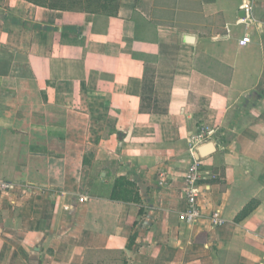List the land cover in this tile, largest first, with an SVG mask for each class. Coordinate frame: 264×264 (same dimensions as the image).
I'll return each mask as SVG.
<instances>
[{"label": "crops", "instance_id": "1", "mask_svg": "<svg viewBox=\"0 0 264 264\" xmlns=\"http://www.w3.org/2000/svg\"><path fill=\"white\" fill-rule=\"evenodd\" d=\"M242 5L119 0L103 16L0 0V264H264V0L253 22ZM200 130L212 150L197 149L190 225ZM119 178L140 203L111 199Z\"/></svg>", "mask_w": 264, "mask_h": 264}, {"label": "built area", "instance_id": "2", "mask_svg": "<svg viewBox=\"0 0 264 264\" xmlns=\"http://www.w3.org/2000/svg\"><path fill=\"white\" fill-rule=\"evenodd\" d=\"M253 5L254 0H243L242 10L245 13V19L253 22ZM250 43V38L244 37L241 41L242 45ZM206 135L203 130H200L195 136L191 137L189 143L190 154L193 157L192 164L190 165L187 173L185 174V190L187 196V208L182 214L183 220L190 225L198 223L203 218V212L199 205L200 196V181L202 178L201 159L197 155V149L207 141ZM207 144V143H206ZM205 145V144H204ZM167 174L160 172L158 175L159 185H167ZM1 187L5 190L12 188L11 184H2ZM210 223L213 228L219 227L225 223L220 210L214 211L210 216Z\"/></svg>", "mask_w": 264, "mask_h": 264}, {"label": "rangeland", "instance_id": "3", "mask_svg": "<svg viewBox=\"0 0 264 264\" xmlns=\"http://www.w3.org/2000/svg\"><path fill=\"white\" fill-rule=\"evenodd\" d=\"M73 0L59 1L53 0L49 2V5L58 9L70 10V11H81V10H89L91 12H96L98 14H102L103 16L109 14V10L113 9L115 5L119 2L116 0L109 1L106 3L108 6L100 9L99 5L105 4L103 0H82V4L72 3ZM223 138H231V136H223ZM205 140L210 141L206 136ZM123 254L121 252H109V253H94L91 254L85 264H124L123 262Z\"/></svg>", "mask_w": 264, "mask_h": 264}, {"label": "trees", "instance_id": "4", "mask_svg": "<svg viewBox=\"0 0 264 264\" xmlns=\"http://www.w3.org/2000/svg\"><path fill=\"white\" fill-rule=\"evenodd\" d=\"M28 1L30 3H33L35 5L41 6V7H46V8H52V9H57V10H64V9H58L55 7H52L49 5V2L53 1V0H25ZM59 1H66L68 2L69 0H59ZM105 2V4L99 5V8H105L108 6L106 3H108L109 1H113V0H103ZM119 1V0H116ZM138 1V0H135ZM77 3V4H82V0H73L72 3ZM118 10V3L115 5V7L111 10H109V14L110 15H114L116 14ZM84 12H91L89 10H81ZM94 13V12H93ZM111 199L115 200V201H122V202H134V203H140L141 199L139 196V193L136 189L135 184H133L132 182L128 181L125 178H119L114 186L113 192L111 194ZM124 264H127L126 262Z\"/></svg>", "mask_w": 264, "mask_h": 264}, {"label": "water", "instance_id": "5", "mask_svg": "<svg viewBox=\"0 0 264 264\" xmlns=\"http://www.w3.org/2000/svg\"><path fill=\"white\" fill-rule=\"evenodd\" d=\"M186 41L187 42H192V38L191 37H186ZM203 147V148H202ZM201 148V153L202 154H206L208 151L212 150V146L211 144H207L206 146H202Z\"/></svg>", "mask_w": 264, "mask_h": 264}]
</instances>
